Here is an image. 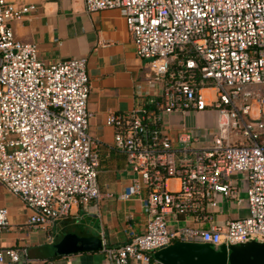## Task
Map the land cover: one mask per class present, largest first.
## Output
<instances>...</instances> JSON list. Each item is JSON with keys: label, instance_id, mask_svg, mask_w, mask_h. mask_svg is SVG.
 <instances>
[{"label": "built area", "instance_id": "built-area-1", "mask_svg": "<svg viewBox=\"0 0 264 264\" xmlns=\"http://www.w3.org/2000/svg\"><path fill=\"white\" fill-rule=\"evenodd\" d=\"M83 8L124 11L158 97L106 115L131 175L117 199L139 200L145 217L141 234L101 247L107 264H161L152 254L175 242L264 243V0H83ZM33 10L0 0V184L29 210L25 227L52 243L73 205L96 208L111 195L96 184L86 60L46 64L35 44L17 41L11 23ZM202 112L217 116L209 145L186 127L171 137L160 126L162 115ZM221 200L246 214L215 225ZM7 217L0 208V233ZM21 260L24 247L0 249V264Z\"/></svg>", "mask_w": 264, "mask_h": 264}, {"label": "crops", "instance_id": "crops-1", "mask_svg": "<svg viewBox=\"0 0 264 264\" xmlns=\"http://www.w3.org/2000/svg\"><path fill=\"white\" fill-rule=\"evenodd\" d=\"M7 1L16 6L34 7L22 20L12 22L11 30L17 41L35 44L44 63L85 58L90 87L87 110L91 114L87 133L98 142L96 184L101 194L111 197L103 196L96 208L73 205L68 217L58 225V231H50L53 242L47 243L42 233L25 227L29 210L0 184V208L7 209L9 223V229L0 233V249L24 247L25 264H107L99 248L54 256L48 247L64 235L72 234L89 240L87 246L99 242L101 247L117 248L132 235L143 232L145 217L140 201L117 199L129 185L131 175L125 156L112 148L113 130L106 122V115L132 110L140 103V96L158 99L156 92L148 88L147 62L135 56L123 10L87 14L83 0ZM216 119L213 112L173 113L162 115L160 126L171 137L180 127H186L199 138L200 145L206 146L210 138L205 130L213 127ZM168 187L176 189L177 182L170 180ZM245 214L244 206L234 208L221 200L213 221L220 225L226 219ZM201 227L207 229L208 225Z\"/></svg>", "mask_w": 264, "mask_h": 264}, {"label": "water", "instance_id": "water-1", "mask_svg": "<svg viewBox=\"0 0 264 264\" xmlns=\"http://www.w3.org/2000/svg\"><path fill=\"white\" fill-rule=\"evenodd\" d=\"M86 238L64 235L48 247L51 255H66L84 250L101 249L99 242L87 246ZM95 242V241H94ZM80 243V245H76ZM91 242H89L90 244ZM161 264H264V243L249 242L242 245L219 246L213 250L207 244L175 242L152 254ZM20 264H25L22 260Z\"/></svg>", "mask_w": 264, "mask_h": 264}, {"label": "rangeland", "instance_id": "rangeland-1", "mask_svg": "<svg viewBox=\"0 0 264 264\" xmlns=\"http://www.w3.org/2000/svg\"><path fill=\"white\" fill-rule=\"evenodd\" d=\"M263 90H264V88H262ZM262 93H264L263 91H262Z\"/></svg>", "mask_w": 264, "mask_h": 264}]
</instances>
